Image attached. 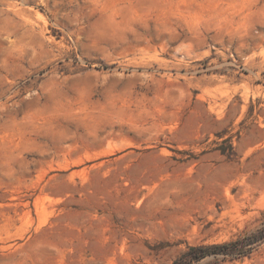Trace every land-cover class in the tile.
<instances>
[{
	"label": "rangeland",
	"instance_id": "obj_1",
	"mask_svg": "<svg viewBox=\"0 0 264 264\" xmlns=\"http://www.w3.org/2000/svg\"><path fill=\"white\" fill-rule=\"evenodd\" d=\"M261 232L264 0H0V264H264Z\"/></svg>",
	"mask_w": 264,
	"mask_h": 264
},
{
	"label": "trees",
	"instance_id": "obj_2",
	"mask_svg": "<svg viewBox=\"0 0 264 264\" xmlns=\"http://www.w3.org/2000/svg\"><path fill=\"white\" fill-rule=\"evenodd\" d=\"M264 236V232H261L258 236L251 238L250 243L256 242L260 237ZM233 243L213 245V246H197L191 247L186 252H184L180 257H178L173 264H198L201 260L213 254L225 253ZM229 253V252H226Z\"/></svg>",
	"mask_w": 264,
	"mask_h": 264
}]
</instances>
